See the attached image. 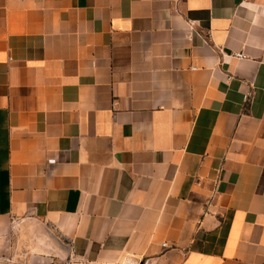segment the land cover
<instances>
[{
	"label": "crops",
	"instance_id": "0c3cea01",
	"mask_svg": "<svg viewBox=\"0 0 264 264\" xmlns=\"http://www.w3.org/2000/svg\"><path fill=\"white\" fill-rule=\"evenodd\" d=\"M0 264H264V0H0Z\"/></svg>",
	"mask_w": 264,
	"mask_h": 264
}]
</instances>
